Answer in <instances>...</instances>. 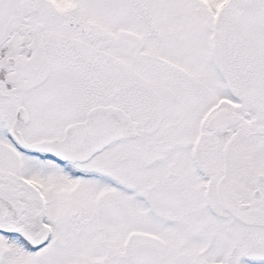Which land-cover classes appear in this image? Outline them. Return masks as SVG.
Wrapping results in <instances>:
<instances>
[{"label":"snow or ice","instance_id":"6c2138e0","mask_svg":"<svg viewBox=\"0 0 264 264\" xmlns=\"http://www.w3.org/2000/svg\"><path fill=\"white\" fill-rule=\"evenodd\" d=\"M0 264H264V0H0Z\"/></svg>","mask_w":264,"mask_h":264}]
</instances>
